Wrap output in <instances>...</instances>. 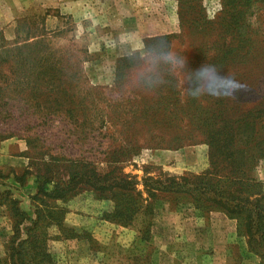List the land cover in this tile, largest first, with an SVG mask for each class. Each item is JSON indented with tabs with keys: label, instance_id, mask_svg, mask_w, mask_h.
Segmentation results:
<instances>
[{
	"label": "rangeland",
	"instance_id": "374dc122",
	"mask_svg": "<svg viewBox=\"0 0 264 264\" xmlns=\"http://www.w3.org/2000/svg\"><path fill=\"white\" fill-rule=\"evenodd\" d=\"M27 45L54 65L0 69L22 75L0 107V264H222L220 203L264 205V0H0V48ZM165 51L235 82L193 100ZM245 216L232 264H264Z\"/></svg>",
	"mask_w": 264,
	"mask_h": 264
},
{
	"label": "trees",
	"instance_id": "16d2710c",
	"mask_svg": "<svg viewBox=\"0 0 264 264\" xmlns=\"http://www.w3.org/2000/svg\"><path fill=\"white\" fill-rule=\"evenodd\" d=\"M170 37H165L164 40L169 39ZM37 45V43H35ZM33 45H27V46H22V47H15L11 50H5L0 48V69L2 65L7 63L10 60L13 62L12 65L13 67L11 68V71H42L44 67L50 69L53 67L54 64H41L38 60H31L29 57L23 56L20 54V51L22 49L32 47ZM12 51V52H11ZM19 73V72H18ZM120 71H117V77H120ZM2 78V79H1ZM22 78V75L19 73V76L17 75L16 79V85L22 84L20 82V79ZM4 79V80H3ZM0 107L5 105V91L8 90V86L14 85L12 82H8L6 86L3 85V83L6 82V78L0 77ZM9 91V90H8ZM232 157H236L235 154H232ZM72 177L70 180H74V178L78 177L77 174L71 175ZM89 182L96 188H106L107 191H112L113 188L117 183H114L111 181L110 177L104 176V177H99L97 176L94 172L90 176H88ZM101 181H104L101 183ZM46 183H48V180L43 179L41 181V185L44 186ZM153 188L152 190H164V187H162L160 184H157V181H154L152 183ZM67 192V189H62L59 190L58 187L55 185L50 191H46L43 189V193L46 197H51V196H57V194H60V196L64 195ZM222 199H220L221 201ZM219 201V202H220ZM232 201V200H231ZM234 205L230 206V201H225V203H220L222 206H225V208L229 209V215L231 217L235 218L238 220V216H242L246 214L245 216V223L244 227H246V236L249 238L248 243L250 244L253 243L256 249H260L264 251V205H262V199H252L250 200L249 198H244L241 196V198L235 197L234 198ZM14 203L16 201H13ZM232 203V202H231ZM18 212H21L18 208L15 209ZM17 216L21 217L20 221H17L18 224H22L21 222L24 221L26 217V214L21 212L18 213ZM261 257L264 259V253L261 254Z\"/></svg>",
	"mask_w": 264,
	"mask_h": 264
},
{
	"label": "clouds",
	"instance_id": "9594fccd",
	"mask_svg": "<svg viewBox=\"0 0 264 264\" xmlns=\"http://www.w3.org/2000/svg\"><path fill=\"white\" fill-rule=\"evenodd\" d=\"M166 61L174 67L183 70L187 74L188 87L186 95L193 100H200L203 97L213 99L222 98L227 89L235 82L232 73L221 75L222 67L216 64L206 63L199 69H187V58L165 51L163 53Z\"/></svg>",
	"mask_w": 264,
	"mask_h": 264
},
{
	"label": "crops",
	"instance_id": "0c3cea01",
	"mask_svg": "<svg viewBox=\"0 0 264 264\" xmlns=\"http://www.w3.org/2000/svg\"><path fill=\"white\" fill-rule=\"evenodd\" d=\"M224 219V227L219 230L220 227H213L212 233L214 237V251L217 256L221 255L222 264H232L233 257L230 254L231 241L235 240L237 223L233 218H221ZM219 230L217 233L216 231ZM220 237V238H219ZM244 249L241 248V251ZM245 252V251H244Z\"/></svg>",
	"mask_w": 264,
	"mask_h": 264
}]
</instances>
